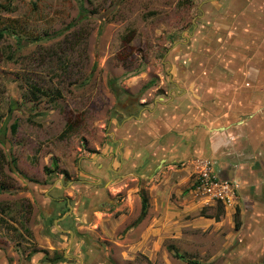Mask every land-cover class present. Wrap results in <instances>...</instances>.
Instances as JSON below:
<instances>
[{"label":"rangeland","instance_id":"obj_1","mask_svg":"<svg viewBox=\"0 0 264 264\" xmlns=\"http://www.w3.org/2000/svg\"><path fill=\"white\" fill-rule=\"evenodd\" d=\"M257 5L264 16V2ZM225 6L216 0H0V264H30L38 251H47L41 262L48 264L130 261L118 254L134 245L133 227L120 228L114 219L134 218L135 209L120 206L129 196L134 204L130 188L146 194V182H122L103 157L115 152V134L144 126L135 119L151 114L155 100L174 88L170 77L198 58L186 39L196 29L233 25ZM64 229L73 232L72 245ZM197 240L188 252L175 246L183 260L173 253L170 260H140L198 264Z\"/></svg>","mask_w":264,"mask_h":264},{"label":"crops","instance_id":"obj_2","mask_svg":"<svg viewBox=\"0 0 264 264\" xmlns=\"http://www.w3.org/2000/svg\"><path fill=\"white\" fill-rule=\"evenodd\" d=\"M216 1L225 3L233 25L196 29L186 39L184 46L195 48L198 58L170 77L174 88L155 100L151 114L135 119L144 126L115 134V152L103 157L122 182H146L147 215L128 233L134 245L118 251L130 259L123 264L170 260L168 246L188 252L196 239L198 264H264V16L257 5L264 0ZM255 19L259 25L252 29ZM197 158L212 160L221 178L238 184L235 207L192 195L188 162ZM137 188L126 190L131 201L137 196L134 204L129 196L120 206L137 213H120L114 219L120 228L132 227L141 214L143 191ZM107 216L103 220L112 221ZM48 255L35 252L30 264H48L41 262Z\"/></svg>","mask_w":264,"mask_h":264},{"label":"built area","instance_id":"obj_3","mask_svg":"<svg viewBox=\"0 0 264 264\" xmlns=\"http://www.w3.org/2000/svg\"><path fill=\"white\" fill-rule=\"evenodd\" d=\"M188 164L193 169L194 182L190 191L195 198L220 204L224 208L237 205L238 184L221 178L212 160L197 158L190 160Z\"/></svg>","mask_w":264,"mask_h":264},{"label":"trees","instance_id":"obj_4","mask_svg":"<svg viewBox=\"0 0 264 264\" xmlns=\"http://www.w3.org/2000/svg\"><path fill=\"white\" fill-rule=\"evenodd\" d=\"M83 12H85V10H82ZM3 33H0V36H2ZM110 86H113L112 84ZM141 198H142V210H141V214L139 216L138 219H136L137 221L133 224L132 227H136L137 225H139L146 217L147 215V211H148V199H147V196L146 194L142 193L141 194ZM236 227H238V224L236 222ZM167 250L168 252H171L174 254V257L177 258V259H181L183 260L184 259V256L180 254V252H178V249L173 246V245H170L167 247Z\"/></svg>","mask_w":264,"mask_h":264},{"label":"water","instance_id":"obj_5","mask_svg":"<svg viewBox=\"0 0 264 264\" xmlns=\"http://www.w3.org/2000/svg\"><path fill=\"white\" fill-rule=\"evenodd\" d=\"M6 123H7V122H6ZM6 123H5V124H6ZM5 124H4V125H5ZM67 202H68V207H69V212H68V215H69V214L72 213L73 208H72L71 205H70V201L67 200ZM68 215H66V216H68ZM66 216H64V217L60 218L59 220H57V221L55 222V224L57 225L58 221H60L61 219L63 220V218H65ZM65 232H69V233H70V235H71V245H72L73 232H72V231H65Z\"/></svg>","mask_w":264,"mask_h":264},{"label":"flooded vegetation","instance_id":"obj_6","mask_svg":"<svg viewBox=\"0 0 264 264\" xmlns=\"http://www.w3.org/2000/svg\"><path fill=\"white\" fill-rule=\"evenodd\" d=\"M261 58L264 60V53L261 54ZM77 182H80V181H77ZM84 182L87 183V184H89V185L91 184L89 181H84ZM106 185H107V184H106ZM106 185H105V186H106Z\"/></svg>","mask_w":264,"mask_h":264}]
</instances>
